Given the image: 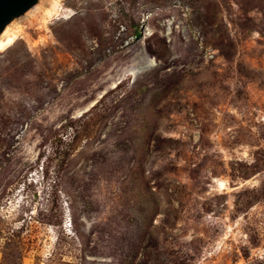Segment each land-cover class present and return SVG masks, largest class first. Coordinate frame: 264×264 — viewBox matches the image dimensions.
Masks as SVG:
<instances>
[{"label": "rangeland", "instance_id": "rangeland-1", "mask_svg": "<svg viewBox=\"0 0 264 264\" xmlns=\"http://www.w3.org/2000/svg\"><path fill=\"white\" fill-rule=\"evenodd\" d=\"M11 29L0 264H264V0H47Z\"/></svg>", "mask_w": 264, "mask_h": 264}, {"label": "water", "instance_id": "water-1", "mask_svg": "<svg viewBox=\"0 0 264 264\" xmlns=\"http://www.w3.org/2000/svg\"><path fill=\"white\" fill-rule=\"evenodd\" d=\"M47 0H0V38L16 23L31 12L42 8ZM154 63L147 61L133 71L134 75L142 73Z\"/></svg>", "mask_w": 264, "mask_h": 264}, {"label": "bare ground", "instance_id": "bare-ground-1", "mask_svg": "<svg viewBox=\"0 0 264 264\" xmlns=\"http://www.w3.org/2000/svg\"><path fill=\"white\" fill-rule=\"evenodd\" d=\"M46 14L47 16H52L53 15V11L48 8L46 10ZM19 38V34L17 31L13 30V29H9L5 35L0 38V50H7L9 49ZM150 62L154 63V59H149Z\"/></svg>", "mask_w": 264, "mask_h": 264}, {"label": "trees", "instance_id": "trees-1", "mask_svg": "<svg viewBox=\"0 0 264 264\" xmlns=\"http://www.w3.org/2000/svg\"><path fill=\"white\" fill-rule=\"evenodd\" d=\"M138 34H140V32H139V31H137V32H136V35H138Z\"/></svg>", "mask_w": 264, "mask_h": 264}]
</instances>
